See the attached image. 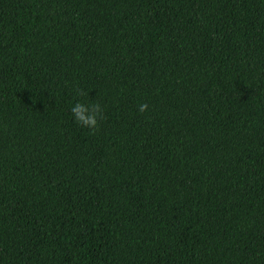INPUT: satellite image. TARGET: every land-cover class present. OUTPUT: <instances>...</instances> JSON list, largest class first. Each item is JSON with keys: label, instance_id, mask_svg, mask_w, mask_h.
I'll use <instances>...</instances> for the list:
<instances>
[{"label": "trees", "instance_id": "16d2710c", "mask_svg": "<svg viewBox=\"0 0 264 264\" xmlns=\"http://www.w3.org/2000/svg\"><path fill=\"white\" fill-rule=\"evenodd\" d=\"M0 264H264V0H0Z\"/></svg>", "mask_w": 264, "mask_h": 264}, {"label": "clouds", "instance_id": "9594fccd", "mask_svg": "<svg viewBox=\"0 0 264 264\" xmlns=\"http://www.w3.org/2000/svg\"><path fill=\"white\" fill-rule=\"evenodd\" d=\"M78 94L84 95L85 93L83 91H79ZM147 110V103H141L138 105V111L140 113H144ZM71 112L78 125L93 132L99 129L100 121L105 118L103 109L99 102L89 104L77 102L74 106H72Z\"/></svg>", "mask_w": 264, "mask_h": 264}]
</instances>
